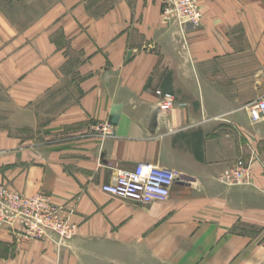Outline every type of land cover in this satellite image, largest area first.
I'll list each match as a JSON object with an SVG mask.
<instances>
[{
	"label": "crops",
	"instance_id": "crops-1",
	"mask_svg": "<svg viewBox=\"0 0 264 264\" xmlns=\"http://www.w3.org/2000/svg\"><path fill=\"white\" fill-rule=\"evenodd\" d=\"M198 1L202 22L185 30V48L161 0H117L97 17L62 0L23 30L0 9V86L13 115L0 126V185L46 194L75 225L59 251L0 225V264H264V123L248 112L264 97V0ZM72 53L76 102L44 141L16 132L35 129L29 108ZM156 91L174 98L164 116ZM238 161L251 185L220 184ZM139 163L182 181L148 205L102 191Z\"/></svg>",
	"mask_w": 264,
	"mask_h": 264
},
{
	"label": "built area",
	"instance_id": "built-area-1",
	"mask_svg": "<svg viewBox=\"0 0 264 264\" xmlns=\"http://www.w3.org/2000/svg\"><path fill=\"white\" fill-rule=\"evenodd\" d=\"M198 0H161V13L179 30L182 46L185 48L184 33L188 27L198 28L202 13ZM159 101L156 110L164 116L173 106L172 95L156 91ZM252 122L264 123V97L248 106ZM111 126L104 124L96 129L101 137L111 132ZM182 181L176 171L163 172L158 167L139 163L130 170L117 171L112 183L103 185L102 191L141 205H148L155 199L169 196L175 182ZM218 182L227 187L249 186V169L238 161L218 177ZM70 210L52 203L46 194L21 195L0 185V225L7 227L23 240H41L53 243L59 251L75 236V225L70 221Z\"/></svg>",
	"mask_w": 264,
	"mask_h": 264
},
{
	"label": "rangeland",
	"instance_id": "rangeland-1",
	"mask_svg": "<svg viewBox=\"0 0 264 264\" xmlns=\"http://www.w3.org/2000/svg\"><path fill=\"white\" fill-rule=\"evenodd\" d=\"M82 1L88 14L97 17L106 12L117 0ZM60 2L62 0H0V9L6 14L7 20L12 26L23 30L36 23L37 20H41V16L51 6H57ZM198 6L201 11L200 4ZM59 37H61L60 32L55 34L56 42L60 41L61 38L59 39ZM61 49L62 47L58 51H61ZM79 62L78 56L72 53L69 60L59 67L56 72L57 84L42 99L37 101L36 104L30 106L29 110L32 112L28 114V117L36 121L35 129L26 128L22 129L21 132H16L22 133L24 136L35 141L45 140L46 136L43 130L50 123V120L58 116L66 106L74 104L77 100L80 82L77 72ZM7 92L8 90L6 91L0 86V126L5 124V120L7 121V125H11L9 119L13 116L10 114L12 99L8 96Z\"/></svg>",
	"mask_w": 264,
	"mask_h": 264
}]
</instances>
